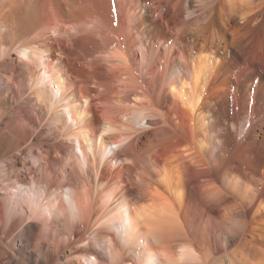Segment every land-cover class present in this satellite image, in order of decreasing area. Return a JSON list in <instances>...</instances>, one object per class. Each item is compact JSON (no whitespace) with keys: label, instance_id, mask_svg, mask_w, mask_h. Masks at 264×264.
Wrapping results in <instances>:
<instances>
[{"label":"bare ground","instance_id":"bare-ground-1","mask_svg":"<svg viewBox=\"0 0 264 264\" xmlns=\"http://www.w3.org/2000/svg\"><path fill=\"white\" fill-rule=\"evenodd\" d=\"M0 264H264V0H0Z\"/></svg>","mask_w":264,"mask_h":264}]
</instances>
